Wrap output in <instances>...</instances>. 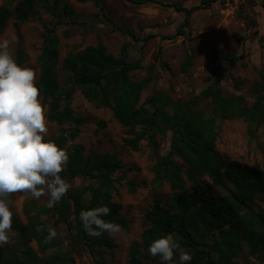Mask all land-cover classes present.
I'll return each instance as SVG.
<instances>
[{
    "label": "rangeland",
    "instance_id": "374dc122",
    "mask_svg": "<svg viewBox=\"0 0 264 264\" xmlns=\"http://www.w3.org/2000/svg\"><path fill=\"white\" fill-rule=\"evenodd\" d=\"M106 7L103 13L92 0L80 3L78 0H60L55 11L44 6H36V15L17 24L10 19L0 40L10 41L9 51L14 56L20 45L26 58L23 67L36 71V84L39 81V58L43 49V39L47 32L53 31L59 38L58 64L56 73L59 90L70 87L62 64L70 51L77 53L87 47L102 44L106 53L114 58L120 57L121 48H125L128 61L137 62L140 69L129 74L133 83L146 81L140 93V105L152 111L146 101L157 93H163L173 102L184 104L193 101L192 108L204 119H213L215 128L214 150L229 163L244 167L264 169V123L248 125L242 118L223 119L214 116L215 109L211 97L203 98L207 88L219 91L222 99L236 101L239 106L253 109L262 98L264 111V0H216L205 9L196 10L188 17L184 34L177 31L184 24L186 14L170 7L157 4L132 5L120 0H101ZM164 5L180 4L186 10L197 7L201 0H153ZM2 0H0V6ZM53 0H48V6ZM123 28L132 32L134 39L119 32ZM220 56L240 57L233 63L214 60ZM190 63L184 65L187 59ZM48 114V101L40 96ZM71 110L75 122L58 125L48 119L46 140L55 139L59 134H69L74 129L78 135L74 141L67 142L63 149L69 152L74 145L83 148V159L90 167L95 161L111 156L120 164V169L112 175L111 202L120 206L119 218L126 220L128 230H121L112 240V249L103 246L89 247L82 241L77 231V220L70 216L63 221L57 208L46 207L47 195L39 200L23 193L10 197V207L25 227L28 219L51 225L58 232L53 248L45 247L41 251L39 244L31 238L21 250L30 248L39 258L57 254L67 264H95L103 260L104 264H129L130 248L140 243V237L146 226L144 216L155 202L170 208L171 201L179 192L173 191L164 180H156L153 166L168 155L171 148L172 132L167 128L151 131L155 135L156 148L153 149L148 138L140 142L137 152L124 145V140L140 135L139 128H122L113 118L112 112L96 106L86 100L80 91L72 96ZM170 112V109H165ZM104 124V127L100 124ZM174 162L185 170V165L174 158ZM97 173L96 171H94ZM66 180V179H65ZM75 188L100 187V181L77 177L66 180ZM201 187L212 198L224 204L228 193L216 187L208 177L192 183H186L185 189ZM103 190V189H102ZM90 194L83 197L85 204ZM251 213L264 216V198L255 199L250 205ZM171 212H174L170 209ZM248 221V214L235 216ZM82 224V223H81ZM11 242L3 247L12 249L18 241L17 232ZM242 228L240 229V232ZM223 235L215 231L206 233L201 242L213 245L220 242ZM236 256L229 264H264V250L252 249L243 242L241 235L234 242ZM186 249V248H185ZM188 250V249H186ZM189 251V250H188ZM191 255L192 252L189 251ZM217 259V255L213 257ZM161 262L159 257L144 260L145 264ZM179 263V254L174 256L173 264Z\"/></svg>",
    "mask_w": 264,
    "mask_h": 264
},
{
    "label": "trees",
    "instance_id": "16d2710c",
    "mask_svg": "<svg viewBox=\"0 0 264 264\" xmlns=\"http://www.w3.org/2000/svg\"><path fill=\"white\" fill-rule=\"evenodd\" d=\"M78 1L84 3L87 0ZM92 1L103 13L105 12L106 7L101 0ZM120 1L138 6L153 3L185 12L184 24L177 31L179 36L184 34L182 28H187L190 15L216 2V0H201L199 6L186 10L180 4L164 5L153 0ZM59 2L60 0H53V4L48 6V0H2L0 35L10 19L21 24L36 15V6H44L48 11H55ZM118 30L132 39L135 38L128 30L123 28ZM58 47L57 35L53 31L47 32L39 58L40 75L37 86L44 101L49 102L47 119L50 122L62 125L76 121L72 114L71 101L75 92L80 91L86 100L95 102L97 107L109 109L122 128L140 129V135L124 140V145L133 152L139 150L140 142L146 138L149 145L153 149L156 148L155 135L151 131H160L163 127L172 132L170 152L157 161L152 171L156 180L166 181L170 188L178 191L179 194L172 199L170 208L155 202L151 210L145 214L146 228L141 234L140 243H133L130 248L129 264H145V259L153 258L147 251L150 244L155 239L170 233L175 234L182 247L192 252L193 259L187 264H229L237 255L234 242L240 235L243 242L248 243L252 249L264 250V216L250 212L253 201L260 196L264 198V169L262 171L254 167L240 169L235 163L224 161L214 150L216 135L214 120L204 119L196 112L192 108L193 101L178 104L165 94L157 93L145 103L151 106V112L144 105H140V93L146 81L133 83L130 80L129 74L139 70L140 66L137 62L127 60L124 47L121 48L119 58L108 55L102 44L87 47L77 53L70 51L62 64L63 71L70 74L68 78L70 87L60 91L56 73ZM13 58L21 66L25 63L26 58L20 45ZM190 58L187 59L184 67L190 63ZM239 58L220 56L217 53L214 56L215 61L223 60L231 63L238 61ZM206 97H211L215 106L214 116L218 115L223 119L239 117L249 126L264 123L262 98L258 99L253 109H246L239 106L236 101L222 99L219 91L211 87L204 93L203 98ZM166 108L170 109V112H167ZM100 126L104 127V124ZM77 135L78 130L74 129L67 135L62 132L52 141L63 149L64 145L74 141ZM82 153V146H72L68 152L69 162L65 170L60 173L61 177L66 180L83 177L100 181L101 185L96 188H75L60 200L56 210L63 221L71 213L75 216L79 237L82 241L88 242L90 248L103 246L112 249V240L105 233L96 238L90 237L85 232L79 213L81 210L106 205L111 209V213L103 219L121 225V230H128L126 220L118 217L120 206L111 202V175L120 169V164L113 157L107 156L95 161V166L90 167L89 162L84 161ZM174 158L185 165L184 171L174 162ZM204 177H208L214 186L228 193L229 196L225 198L224 204L216 201L201 187L185 189L186 183ZM86 193L91 197L87 204L83 202ZM10 210L12 211L11 207ZM241 213L248 214V221L242 217L235 218ZM40 225L46 224L35 218L28 219L27 225L23 227L13 212V230L17 232L18 241L12 249L0 247V264H67L57 254L45 256L42 252V257L39 258L30 248L24 252L21 250L31 238L39 244L41 251L47 246L53 248L56 245L55 239L51 243L45 242L47 232L37 231ZM215 231L223 235L220 242L207 245L200 241L206 233ZM214 255H217L216 260L213 258ZM95 264L104 263L103 260H96Z\"/></svg>",
    "mask_w": 264,
    "mask_h": 264
},
{
    "label": "clouds",
    "instance_id": "9594fccd",
    "mask_svg": "<svg viewBox=\"0 0 264 264\" xmlns=\"http://www.w3.org/2000/svg\"><path fill=\"white\" fill-rule=\"evenodd\" d=\"M10 41L0 40V247L11 242L13 212L10 197L23 193L39 200L47 195L46 207L52 208L71 190L72 185L60 175L69 162V154L54 141L46 140L48 120L36 84V71L17 64L9 51ZM111 209L104 205L81 210L79 218L90 237L108 233L114 236L121 225L106 221ZM37 231L47 232L46 243L58 237L51 225H40ZM162 264H173L179 254V264L193 257L178 243L174 233L155 239L147 249Z\"/></svg>",
    "mask_w": 264,
    "mask_h": 264
}]
</instances>
